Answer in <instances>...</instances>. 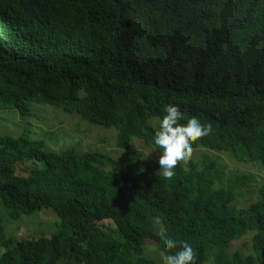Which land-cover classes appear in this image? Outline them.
Instances as JSON below:
<instances>
[{
	"label": "trees",
	"instance_id": "trees-1",
	"mask_svg": "<svg viewBox=\"0 0 264 264\" xmlns=\"http://www.w3.org/2000/svg\"><path fill=\"white\" fill-rule=\"evenodd\" d=\"M35 103L116 126L125 154L1 135V205L14 220L51 208L61 229L17 238L0 213V264H157L144 253L148 238L163 250L159 227L196 264H264V183L239 208L250 176L224 184L217 159L190 158L168 180L130 147L154 144L151 120L174 103L212 125L192 147L264 168V0H0V110L26 119ZM249 233L255 255L232 252Z\"/></svg>",
	"mask_w": 264,
	"mask_h": 264
},
{
	"label": "rangeland",
	"instance_id": "rangeland-1",
	"mask_svg": "<svg viewBox=\"0 0 264 264\" xmlns=\"http://www.w3.org/2000/svg\"><path fill=\"white\" fill-rule=\"evenodd\" d=\"M33 115L23 119L17 110H0V136H18L29 131L31 139H43L45 148L50 151L62 152L68 148H74L78 152L99 151L110 153L114 157H120L125 151L117 146L118 128L116 126L105 127L103 125L91 123L82 118L74 111L67 112L61 108L54 107L46 103H35L32 105ZM153 126L157 125L158 118H153ZM131 150L141 152V167L149 165H159L160 150L155 144H147L137 137L131 141ZM192 157L196 161L203 163L211 159L219 161V168L224 173L223 183L226 176L231 175L232 179L236 175H248V185L241 187L235 200L239 208L249 207L256 203L261 195L258 191L264 183V168L261 165H253L231 157L228 153L220 152L203 146L192 147ZM25 164H32L29 167H43L41 162L27 161ZM25 165L20 167L24 173L29 168ZM221 182V184H223ZM0 213L4 215L5 231L7 235L17 236V238H29L40 235L50 236L57 233L61 228V222L56 212L51 209L35 211L30 215H22L14 220L9 216L8 211L0 203ZM161 228L159 227L158 231ZM253 233H249L239 240H235L231 246V251L240 250L245 256L255 255L251 238ZM160 248L158 239L148 238L145 245L144 255L153 259L157 264H161ZM256 257V256H254ZM207 264H211L210 261Z\"/></svg>",
	"mask_w": 264,
	"mask_h": 264
},
{
	"label": "clouds",
	"instance_id": "clouds-1",
	"mask_svg": "<svg viewBox=\"0 0 264 264\" xmlns=\"http://www.w3.org/2000/svg\"><path fill=\"white\" fill-rule=\"evenodd\" d=\"M163 116L158 119L153 142L160 150V175L171 180L178 166H186L193 154L192 143L198 138L208 135L212 130L211 123L205 124L199 118L187 119L178 104L169 103L164 106ZM154 223L162 224L159 216ZM163 246L160 253L161 264H196L197 253L186 240L170 237L163 229L159 231ZM174 250V251H173Z\"/></svg>",
	"mask_w": 264,
	"mask_h": 264
}]
</instances>
